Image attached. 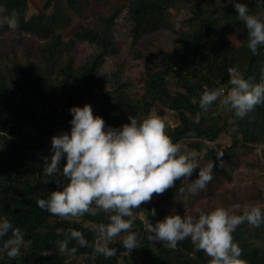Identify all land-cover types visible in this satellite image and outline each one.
Masks as SVG:
<instances>
[{
	"label": "trees",
	"instance_id": "trees-1",
	"mask_svg": "<svg viewBox=\"0 0 264 264\" xmlns=\"http://www.w3.org/2000/svg\"><path fill=\"white\" fill-rule=\"evenodd\" d=\"M39 1L41 12L30 14L29 0H0L8 13L17 11L20 21L15 31L7 25L0 27V218H8L25 233L21 254L14 259L2 248L11 232L0 238V264H209L210 258L195 251L190 239L179 242L175 249L163 242L153 244L147 239L144 223L149 220L155 224L167 215L184 213L221 182V175L231 178L230 170L246 148L260 149L264 158V105L243 119L229 111L223 97L206 112L199 107L204 86L223 88L225 94L231 89L229 68L259 82L264 47L259 55L251 53L247 30L233 5L225 6V0ZM239 2L248 3L251 13L264 16V8L258 9L251 0ZM97 7L106 8L107 14L99 13L91 24H81L70 37H64V30ZM123 18L133 27L129 55L150 63L141 85L128 76L123 63L113 70L104 69L110 59L122 54L115 28ZM5 35L7 43L2 41ZM157 35L168 39L156 43L152 39ZM79 43L92 48L82 64L76 60ZM86 103L94 115L114 128L129 123L131 115L141 120L164 108L178 123H166L173 141L197 152L207 163L214 162L213 179L205 189L194 195L188 191L190 182L198 178V167L189 181H176L156 200L135 210L132 230L138 235L140 248L131 252L124 249L126 233H122L109 245L117 254L108 258L96 255L93 259V249L80 247L74 240L68 246L76 247V253L62 255L56 244L66 238L70 228L94 241L89 228L92 223H107L105 214L85 215L72 222L40 209L36 202L58 189L54 179L43 172L42 157L52 135L62 125L71 127V107ZM225 135L231 141L219 151L222 157L217 159L214 149L203 151ZM153 208L155 216L151 215ZM233 236L247 264H264V225L253 227L245 222Z\"/></svg>",
	"mask_w": 264,
	"mask_h": 264
},
{
	"label": "clouds",
	"instance_id": "clouds-1",
	"mask_svg": "<svg viewBox=\"0 0 264 264\" xmlns=\"http://www.w3.org/2000/svg\"><path fill=\"white\" fill-rule=\"evenodd\" d=\"M251 2L258 9L264 8V0ZM227 4L233 5L238 20L247 30L248 49L253 55H259L260 48L264 47V16L251 13L248 3L239 0H225ZM6 13L8 9L0 5V27L7 25L11 31L17 30L20 24L17 11ZM228 74L231 89L227 94L223 88L204 86L199 98L202 111H208L221 97L222 103L239 119L264 105V69L255 83L240 76L235 68H229ZM69 112L70 131L54 135L50 159L42 157L43 172L54 179L58 189L38 198L37 205L63 220L79 222L85 215L105 214L108 222L91 224L92 242L83 232L70 228L64 240L56 241L59 254H75L77 248L68 246L74 240L80 247L92 248L93 259L96 255L115 256L117 250L109 245L122 233H126L122 239L124 249L128 252L138 249V235L132 230L135 210L151 202L154 195L174 187L176 181H189L198 167V178L188 187L190 193L194 195L205 189L213 179L214 162L200 167L198 154L174 142L167 133L165 119L154 111L141 120L131 115L129 123L119 128L106 125L87 103L82 107L73 106ZM199 118L198 112L194 122L198 123ZM209 149H215L214 145L210 143L203 151L207 153ZM216 156L219 159L223 153L216 150ZM151 215H156L154 208ZM245 222L253 227L264 225V206L250 205L243 209L239 204L231 208L217 206L201 211L197 217L173 213L155 224L146 220L144 229L149 241L163 242L170 249L190 239L195 251H202L210 258L209 264H247L233 236ZM9 232L11 236L3 241L2 248L14 259L21 254L25 233L8 218H0V238Z\"/></svg>",
	"mask_w": 264,
	"mask_h": 264
},
{
	"label": "rangeland",
	"instance_id": "rangeland-1",
	"mask_svg": "<svg viewBox=\"0 0 264 264\" xmlns=\"http://www.w3.org/2000/svg\"><path fill=\"white\" fill-rule=\"evenodd\" d=\"M114 3V0H111ZM30 3V14L41 12L42 5L39 0H29ZM107 14L106 8L97 7L94 11L89 12L85 19L77 20L73 26L64 30L63 34L65 38L71 36L72 32L77 29L81 24H91L93 20L96 19L98 14ZM115 34L117 41L121 44L122 54L119 57L110 59L106 64L105 70L115 69L117 64H125L127 69V74L131 77L138 85L144 82V71L150 66V63L135 60L129 55V46L132 41L133 27L124 18L120 20L118 26L115 28ZM168 37L163 35L155 36L152 41L164 43ZM234 41L238 42L237 36H233ZM3 43H7V35L2 37ZM155 51V48L153 49ZM92 52V48L85 43H79L78 51L76 52V60L78 64L84 62L87 54ZM83 106V105H82ZM81 106V107H82ZM97 110V107L94 108ZM96 112V111H95ZM157 115L162 116L168 125L177 126V122L173 119L172 115L167 112L164 108H159L155 112ZM70 126L62 125L58 127L54 135H59L63 132H69ZM34 130L35 127L31 126ZM51 137V138H52ZM231 138L227 135L223 136L222 139L213 142L215 151H222L227 145H229ZM195 152V151H194ZM197 153V152H196ZM51 139L48 145L46 156L51 157ZM198 154V153H197ZM199 154L197 155V157ZM199 161L204 167L207 162L203 159V156L198 157ZM231 178H226L221 175V182L217 185L211 186L204 196L199 197L198 201L192 206L187 208L184 214L192 215L197 217L198 214L203 211V209H212L217 206H223L225 208H231L233 205L239 204L241 209L245 206L250 205H261L264 206V158L260 149H249L246 148V153L242 156L240 161L230 170ZM158 195H154L151 202L156 200ZM149 202V203H151ZM145 203V204H149ZM169 211L172 212L171 208Z\"/></svg>",
	"mask_w": 264,
	"mask_h": 264
},
{
	"label": "built area",
	"instance_id": "built-area-1",
	"mask_svg": "<svg viewBox=\"0 0 264 264\" xmlns=\"http://www.w3.org/2000/svg\"><path fill=\"white\" fill-rule=\"evenodd\" d=\"M65 110H67V108Z\"/></svg>",
	"mask_w": 264,
	"mask_h": 264
}]
</instances>
